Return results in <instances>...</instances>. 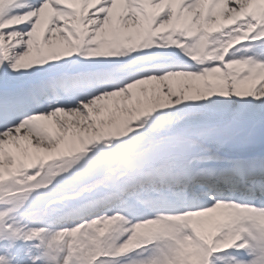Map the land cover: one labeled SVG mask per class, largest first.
<instances>
[{"label": "snow or ice", "instance_id": "obj_1", "mask_svg": "<svg viewBox=\"0 0 264 264\" xmlns=\"http://www.w3.org/2000/svg\"><path fill=\"white\" fill-rule=\"evenodd\" d=\"M0 264H264V0H0Z\"/></svg>", "mask_w": 264, "mask_h": 264}]
</instances>
